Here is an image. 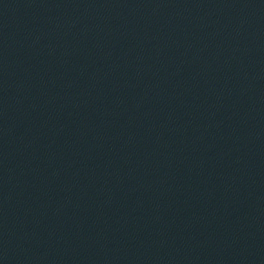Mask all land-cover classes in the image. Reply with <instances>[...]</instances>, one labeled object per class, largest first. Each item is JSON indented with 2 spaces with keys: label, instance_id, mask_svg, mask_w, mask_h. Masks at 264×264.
<instances>
[{
  "label": "water",
  "instance_id": "95a60500",
  "mask_svg": "<svg viewBox=\"0 0 264 264\" xmlns=\"http://www.w3.org/2000/svg\"><path fill=\"white\" fill-rule=\"evenodd\" d=\"M0 264H264V0H0Z\"/></svg>",
  "mask_w": 264,
  "mask_h": 264
}]
</instances>
